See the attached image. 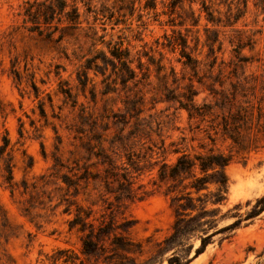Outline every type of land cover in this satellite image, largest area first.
Wrapping results in <instances>:
<instances>
[{"label": "rangeland", "instance_id": "obj_1", "mask_svg": "<svg viewBox=\"0 0 264 264\" xmlns=\"http://www.w3.org/2000/svg\"><path fill=\"white\" fill-rule=\"evenodd\" d=\"M22 1L0 0V146L6 136L7 151L13 156L15 183L10 186L5 180L0 159V205L7 220L6 226L0 220V264H53L51 257L58 249H69L78 256L76 264L80 259L85 264H102L93 258L85 260L80 232L69 229L68 221L78 205L91 209V218L101 219L102 214L108 218L112 209L118 222L131 221L129 236L142 247L141 253L135 254L138 262L167 264V258L176 252L187 259L185 264H264V210L245 218L256 198L264 195V0H247L244 13L237 18L235 3L228 9V1L211 0L214 20H207L205 11H201L196 25L170 27L145 16L143 24L134 14L127 15L125 22L113 28L111 25H106V30L98 27L97 35L105 33V41L122 36L131 54L135 58L140 56L149 65L150 74L144 84L134 86L129 81L125 87L110 62L98 58V66L93 63L91 68L84 67L85 58L93 51L88 53L89 41L83 30L78 38L69 37L70 31H67L60 43L27 31L18 15ZM159 1L157 10L161 11L163 5ZM192 7L198 12L200 4L193 2ZM159 18L163 20L165 15ZM82 26L85 29L86 22ZM171 28L180 29L186 35L192 55L200 60L197 76L203 84L192 77L198 89L196 103L213 104L216 100L219 103L223 93L229 99L235 96L234 105L228 101L223 104L225 115L229 107L231 112L238 105L247 108L250 128L241 153L222 134L220 125L217 132L211 126L222 120V110L218 107L212 111L215 117L212 122L210 115L203 120L189 119L185 109L176 108L177 102L160 100L164 83L169 88L177 86L171 75L166 82L158 78L162 73L173 69L179 79L176 93L192 76L191 69L178 59L179 48L166 43L164 34L171 33ZM209 44L216 55L212 66L214 58L208 54ZM94 50H103L109 56L104 43H98ZM149 56L155 62L160 60L164 71L157 74L155 63H149ZM131 66L138 71L136 61ZM82 69L87 72L85 84L79 80ZM211 82L216 93L209 90ZM107 83L116 89L103 93ZM137 89L144 96L140 117L147 124L145 132L129 139L126 150H113L107 142L103 145L115 164L129 171L135 192L133 199L118 202L113 193L106 191L102 181L89 180L88 184L81 181L77 194L73 188L69 189L67 196L73 204L66 210L68 203L61 201L66 187L60 175L82 172L81 166L89 156L87 148L94 145L93 151L98 149L93 135L101 132L106 122L111 125L113 112L128 117L125 99L132 98ZM67 91L72 97H66ZM107 133L111 137L113 128ZM210 147L233 154V161L225 167L226 198L218 205L220 213L228 211V216L218 220V226L232 222L237 214H241V221L234 229L211 236L198 255H195V248L200 244L197 235L186 236L173 247L161 248V242L171 232L175 214L170 206L171 194L157 180L159 164L156 162L162 159L174 162L179 153L174 148L205 153ZM128 151L132 163L127 159ZM56 158L65 165L57 173L53 168ZM97 161L90 169L102 176L106 164H101L99 157L92 155L87 163ZM77 163L80 169H76ZM55 264L71 263H65L62 256Z\"/></svg>", "mask_w": 264, "mask_h": 264}, {"label": "trees", "instance_id": "obj_2", "mask_svg": "<svg viewBox=\"0 0 264 264\" xmlns=\"http://www.w3.org/2000/svg\"><path fill=\"white\" fill-rule=\"evenodd\" d=\"M220 2L228 1V9L235 3L237 8L236 18L242 15L247 7V0H219ZM163 5L161 11L157 10V0H23L19 5L20 10L18 15L21 17L22 26L29 32H36L43 37L60 43L67 31H70L69 37L78 35L83 30L84 36L89 41L88 53L92 55L85 58L84 67L86 69L96 65V61L100 58L103 62H110L113 72L119 78L123 87L127 82L133 81L134 86L144 82L149 77V65H146L140 60V56L136 58L131 54L128 43L125 44V39L118 36V39L112 41H105V33L97 35L98 27L101 30H106V25H114L125 22L127 15L133 16L136 14L137 18L145 24L142 17H147L159 22V24H167L173 26H185L186 23L196 25L200 18V12L205 11L206 18L209 21L214 20L213 10L211 9V0H160ZM200 4L197 12L192 3ZM160 15H165V19L161 20ZM83 22H86L87 27L83 28ZM185 31L189 29L185 27ZM167 45L172 48H179V61L184 67H188L192 71V76L188 77L182 90L175 92L179 88V79L175 76L173 69L169 73H162L161 78L166 82L168 75H171L172 81L177 82L176 88H169L164 83L162 88V96L160 100L166 102H177L176 108H183L187 111L189 119L199 118L203 120L205 116L210 115V120L213 122V109L218 107L221 112V122H214L211 126L217 132L220 125L222 134L230 138L233 146H236L237 153L244 150V141L246 132L250 128V114L246 107L237 106L235 112H231V107L228 109V114L223 112V104L228 101L230 105H234L233 99H229L227 95L222 93V101H214L211 103H196L195 96L198 94V89L194 86L193 78L197 77L199 84L202 83L201 77L197 76L200 60L192 55V49L189 48L187 37L180 29L171 28V33L164 34ZM98 43H104L109 56L103 50H94ZM196 39L195 45H197ZM189 48V50H188ZM216 60L214 48L209 44V53ZM83 55L82 57H84ZM149 63L156 65V73L164 71V65L160 60L155 62L154 58L148 57ZM136 61L135 70L131 64ZM103 73V72H102ZM140 74V75H139ZM79 80L85 84L87 80V72L82 69L79 73ZM83 77V79L80 77ZM182 78H184L182 76ZM218 81L220 84L222 80ZM213 82L209 84V90L216 93ZM116 88L111 87L109 83L103 93L114 91ZM66 97H72L70 91L65 92ZM75 101V100H74ZM144 102L143 93L140 89L134 92L133 97L125 99V108L128 117L121 116V113H112V122L109 125L106 122L105 126L101 128V132H96L93 137L98 141V149L93 151V146L87 148L89 156L83 163L82 172H73L71 175L62 173L60 178L65 184L66 191L63 198L68 203L66 210L73 204L69 199L68 192L73 188L74 194L79 192L81 181L88 184L89 180L102 181L106 191L113 193L116 201L120 202L124 199H133L135 192L132 187V180L130 179L129 171L125 167H119L114 162V158L110 155L103 146L105 142L113 150L128 149L129 139L135 138L139 133L145 132V124L140 114L143 111L142 105ZM42 109V108H41ZM43 111V109H42ZM109 116V115H108ZM217 116V115H216ZM219 116V115H218ZM228 117L230 119H228ZM132 123H130V120ZM113 128L114 133L108 137V131ZM127 128L126 133H124ZM147 132V131H146ZM3 144L0 146V159L3 162L2 170L5 180L10 186H13V156L11 151H7L9 139L4 136ZM214 141V138L211 137ZM7 151V152H6ZM175 152H179L176 159L172 163H167L163 159L157 161L159 164L157 169V180L159 183L166 185V193H170V206L172 207L175 218L171 226L170 234L161 242V248L167 249L169 246L173 247L175 243H181L186 236L197 235L200 239V244L195 248V255L203 252L211 236L219 232H225L234 229L241 221V214L236 215V219L223 226H218V220L228 216V211L220 213L221 209L218 206L225 200V194L228 187V176L225 167L233 161L232 153H224L214 147H210L207 152L190 153L186 149L179 150L174 148ZM6 152V157L4 153ZM118 157L120 154L113 151ZM92 155L100 158L101 164H106L104 167V174L101 176L99 171H92L91 165L95 163H87ZM243 157V156H241ZM127 159L132 163L130 151L127 152ZM31 165V162L29 163ZM65 166L59 158H56L53 168L56 173L59 169ZM80 169L79 163L76 164ZM73 168L69 170L72 171ZM121 169H124L121 171ZM25 189L27 188L24 182ZM213 187V188H211ZM214 205V206H213ZM109 207V206H108ZM264 210V195L256 198L255 204L250 211L245 213V218H249L259 214ZM91 209H84L82 206L76 207L74 216L68 221L69 229L76 228L80 232L81 252L85 256V260L89 261L93 258L96 262L101 261L102 264H150L149 260L138 262L135 254L142 251L141 244L135 242L129 236V228L132 222L123 220L118 222L112 209L106 218L103 214L101 219L92 217ZM0 220L2 225H7L5 213L0 205ZM159 243V245H161ZM185 251V250H184ZM64 257L65 263L76 264L78 256L70 253L69 249H58L55 255H52L53 264L57 259ZM180 257L176 252H173L167 258V264H185L187 259ZM78 264H85L83 259H80Z\"/></svg>", "mask_w": 264, "mask_h": 264}]
</instances>
